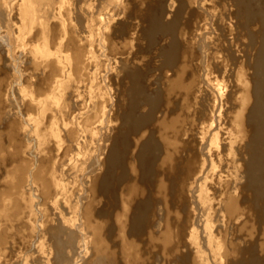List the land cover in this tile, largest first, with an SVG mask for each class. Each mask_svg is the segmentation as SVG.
Segmentation results:
<instances>
[{"label":"rangeland","instance_id":"rangeland-1","mask_svg":"<svg viewBox=\"0 0 264 264\" xmlns=\"http://www.w3.org/2000/svg\"><path fill=\"white\" fill-rule=\"evenodd\" d=\"M120 1L89 0L82 24L71 22L94 63L84 62L90 77L73 97L49 100L44 118L29 88L9 91L16 71L4 49L0 210L19 191L27 201L3 212L0 264H203L201 252L208 264H264V0ZM100 16L109 20L102 31ZM246 108L249 136L239 141ZM105 111L102 142L88 133ZM31 117L44 123L40 138ZM166 124L177 146L166 145ZM114 139L126 162L104 191ZM231 196L242 209L228 212Z\"/></svg>","mask_w":264,"mask_h":264},{"label":"bare ground","instance_id":"bare-ground-1","mask_svg":"<svg viewBox=\"0 0 264 264\" xmlns=\"http://www.w3.org/2000/svg\"><path fill=\"white\" fill-rule=\"evenodd\" d=\"M88 1L89 0H0V58H1V61H2V59H3V61H6L7 58H9V61L12 62L10 64H12L14 67V69L13 68L12 69L14 71H16V76L13 75L14 76L13 78H15V80H13L15 85H13V84L10 85L9 91L12 93V95H15V93L17 94L20 91L23 94H26L27 90H28L27 88H29L28 91L30 93L32 92V94L28 93V94H30V96L28 94H26V96L33 98V99L32 98L31 99L34 102V104L36 105V108L39 111L41 110V112L39 113L42 115L41 118H44V116L46 115V112H42V111L47 110V108L49 106H51L49 103L50 99L56 100L58 98H64V97L67 98L68 96H69V98L73 97V95H75V93L78 91L77 85H79L82 81L84 82V80L87 77H90V76H86V73L84 72V68H85L84 62L86 61V62H89V64H93L94 63L93 59L95 56L93 57V55H91V54H93L92 52H91V54H89V51L87 52L86 48L84 46L80 45L81 43L79 44V42L82 41V40H80V39H82V37L80 39H78V37H80V36H76L77 34L73 32L75 30H73L72 26H71V22L74 20L77 21L78 24L79 23L82 24V18H81V10H83L82 6L87 4ZM120 2H122V1H120ZM118 4H120V3H118ZM116 6L118 7V5H116ZM117 9H119V8H117ZM117 9H115V10H117ZM108 22H109V20L107 21L106 17L100 16V18H98V22H97L100 24L99 25L100 27L98 28V30H101V28H103V26L107 25ZM74 24H72V25H74ZM76 26H75V28H76ZM79 28L80 27H78L77 29H79ZM110 38H111V36H110ZM99 40H100V38H99ZM107 40H109V39H107ZM91 42H92V40H91ZM104 43H107V42H105V40H104ZM89 44H91V43H89ZM4 49L8 52L7 58L4 57ZM2 55H3V58H2ZM95 62H96V59H95ZM14 71L12 73H14ZM4 75H6V74L4 73ZM93 75H95V74H93ZM101 75H104V74H101ZM23 81L24 82L26 81V83H27L26 85H28V87L26 85H25L26 87L22 86L23 84H21V83H23ZM93 82H95V81L93 80ZM243 86H244V92L245 93L243 95L242 101L244 102V104L249 103V105H250L251 100H252V93L250 92V90H251L250 89L251 88L250 87V81L245 80V82L243 83ZM21 92H20V94H22ZM41 95H45V97H43ZM14 100H15V98H14ZM51 107H50V109H51ZM248 109L249 108H246L244 110L239 111L237 113V116H236V121H235L236 124L235 125L237 126L236 130L238 133V135H236V137L239 141H242L243 139L247 140V138L249 136V130L247 128V125L245 124ZM38 110H37V112H38ZM36 114L38 115V113H36ZM39 119H40V117L39 118L38 117L37 118L31 117L29 119V121L31 123V124H29L30 129L31 130L33 129V131L36 132V136L38 138H40L39 134H41L42 132H43L42 134H44V131H45L44 130V127H45L44 123L42 122L40 124V122L42 120H39ZM111 121H112L111 116L106 111L103 112L102 113V120L98 122V124L95 126V128L91 127V130L93 129V131L90 130L91 132H89L88 134L91 133V136H93L94 138L99 136V139H101L102 142L105 141L106 135H104V130L110 129L109 124L111 123ZM67 123L68 122L65 120L64 125L66 127H68L67 125L69 124V123L68 124ZM213 124L210 126L211 129L214 128ZM90 125H88V126H90ZM55 127L56 126L51 128V130H49V131L52 132V134H51L52 136H54L55 138L58 137L57 140H60V136H59L58 131L56 130ZM66 127H64V128H66ZM165 128L166 129L164 131H167V134L168 133L172 134L171 137H169L167 135L166 137L163 138L166 145L177 146L178 142L175 139V135H174L175 130H174L173 124H171V125L166 124ZM46 131H45V133H46ZM217 133H218V131H217ZM33 134H35V133H33ZM42 134H41V136H42ZM88 134H86V135H88ZM49 135L47 134V136H49ZM44 137H45V135H44ZM44 137H43V139H44ZM46 138L48 139V137H46ZM109 138L112 139L113 137L111 136ZM125 138L126 137L123 136L121 139V142H123V143L126 142L127 138L126 139ZM37 140H39V139H37ZM40 140H42V139H40ZM96 140H98V139H96ZM116 140H117V138H116ZM211 140H213V139H211ZM44 141L46 142L47 140H44ZM44 141L42 144H44ZM217 141H219V140H217ZM231 142H233V141H231ZM39 143H41V141ZM92 143H94V142H92ZM118 143H120V141ZM118 143L114 139V141L112 142L113 147L111 149L108 148L107 154H106L105 159L103 161V164H105V166H106L105 169L107 171L105 181L102 185L104 191L109 188L110 179H111V177H113V173L116 170L118 171V169H116V168H118V167L123 168L124 163L126 162L122 151H121L120 155H117L116 147H118ZM213 143H214V141H213ZM213 143H211L210 145H212ZM232 144H234V145L231 148L234 149V147L237 145L236 141ZM215 146L219 147V145H216V144H215ZM118 148H120V146ZM100 150H101V148H100ZM102 150H103V147H102ZM118 150H120V149H118ZM214 150L215 149H213V151ZM217 150H218V148H217ZM210 153H212V152H210ZM248 162H250V161H248ZM214 164H216V163H214ZM245 166H244V168H245ZM246 167H248V166H246ZM203 169L204 168L202 167V170ZM234 170H235V168H234ZM114 174L116 176V173H114ZM12 175L15 178H17L18 174L13 173ZM34 177H35L34 172L33 171L30 172L29 180L32 183H34ZM220 178H222V177H220ZM220 180H222V179H220ZM113 184H115V183H113ZM204 184H203V187L205 188L206 186H204ZM19 186L20 185H18V187ZM58 186H59V183H58ZM67 186H68V184H67ZM20 188H21V186L19 187V189ZM59 188H60V186H59ZM201 188H202V186H201ZM110 189H111V187H110ZM200 190L202 191V194L204 193V195H202L204 198L206 192H203V191L207 190V188H205V190L203 188ZM205 200H207V199H205ZM26 201L27 200L25 198V194L23 192H21V194H20V191H19L17 196L14 195V197L12 199L6 200V207L4 208V210H0V219L2 220L3 218H5V217H2V216H4L3 212H5L7 210V207L9 204L14 203L15 206H19L20 203H25ZM204 204H206V203H204ZM225 206L228 209V212H232L235 210L239 211L240 209H242L241 206L237 203V199L235 200L234 196H231L228 198ZM36 208L38 210L37 206H36ZM135 216H134V218H136ZM134 218H132V219H134ZM134 223H135V221H134ZM209 225L210 224L208 222V226ZM208 226H207V228L209 229ZM211 230H213V229H211ZM210 233L211 232H209V235H212V233L211 234ZM195 237H198L197 234ZM209 238H211L213 241V237L209 236ZM164 241L170 242L171 237L166 236L164 238ZM195 242H197V241H195ZM210 243H212V242H210ZM194 244L196 245V243H194ZM197 244H199V241ZM43 245L46 246L45 243H43ZM211 246L213 247L212 244H211ZM215 246H217V245H215ZM40 248L44 250V246H41ZM199 250H201V249H199ZM214 251L215 250H213V252H211L213 255L216 253V252L214 253ZM204 253L206 254V252H204ZM204 253L203 252L200 253V257H201L200 261L203 264H208V260L210 258H208V255H207V258H208V260H207ZM217 254L219 255L220 253L218 252ZM218 257H220V255ZM216 259L220 260L221 257L220 258L216 257ZM219 263H220V261H219ZM216 264H218V263H216Z\"/></svg>","mask_w":264,"mask_h":264}]
</instances>
